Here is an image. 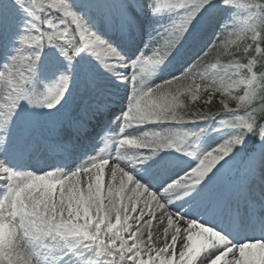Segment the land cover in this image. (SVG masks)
<instances>
[{"label": "snow or ice", "instance_id": "6c2138e0", "mask_svg": "<svg viewBox=\"0 0 264 264\" xmlns=\"http://www.w3.org/2000/svg\"><path fill=\"white\" fill-rule=\"evenodd\" d=\"M0 264H264V0H0Z\"/></svg>", "mask_w": 264, "mask_h": 264}, {"label": "rangeland", "instance_id": "374dc122", "mask_svg": "<svg viewBox=\"0 0 264 264\" xmlns=\"http://www.w3.org/2000/svg\"><path fill=\"white\" fill-rule=\"evenodd\" d=\"M157 82H159V81L157 80ZM110 163H111V161H110Z\"/></svg>", "mask_w": 264, "mask_h": 264}]
</instances>
